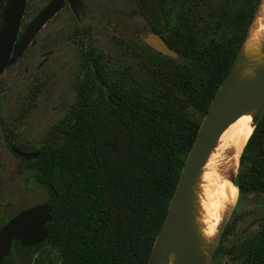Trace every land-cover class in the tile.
<instances>
[{
  "label": "trees",
  "instance_id": "obj_1",
  "mask_svg": "<svg viewBox=\"0 0 264 264\" xmlns=\"http://www.w3.org/2000/svg\"><path fill=\"white\" fill-rule=\"evenodd\" d=\"M259 2L249 8L246 1L228 24L227 34L218 40L209 26L198 25L199 18L189 12L185 17L188 41L160 37L169 49L175 46L176 59L163 57L142 44V53L163 57L171 65L158 66L147 86L123 72L105 70L90 30H82L88 37L82 53L85 75L75 86L77 102L70 120L57 131V141L31 152L38 154L37 159H20L22 169L34 172L35 184L52 194L48 205L53 219L45 226L44 243L58 247L61 264L148 263L201 125L187 120L182 112L194 107L204 118L236 60ZM93 94L98 95L95 110ZM252 121L254 130L239 166L258 129L264 134V116L261 122L257 115ZM16 148L30 153L22 146ZM260 170L264 171V162ZM64 174L69 177L58 194L54 183ZM235 185L239 194L246 192L239 176ZM250 187L264 193V181ZM231 221L226 222L221 236ZM260 227L239 247L247 264H264V221ZM43 244L22 248L13 242L10 255L1 264H13L15 258L28 264L30 252Z\"/></svg>",
  "mask_w": 264,
  "mask_h": 264
},
{
  "label": "rangeland",
  "instance_id": "obj_2",
  "mask_svg": "<svg viewBox=\"0 0 264 264\" xmlns=\"http://www.w3.org/2000/svg\"><path fill=\"white\" fill-rule=\"evenodd\" d=\"M246 1L251 8L256 0H210L208 5L204 0L64 3L25 53L0 76V228L21 211L48 204L51 198V192L35 184L34 172L22 169L20 158L7 145L22 146L31 153L58 140L57 131L69 122L77 102L75 86L84 76L82 53L87 48L88 37L82 30H90L94 47L103 55L105 70L123 72L147 86L153 82L158 66L170 68L171 65L163 57L142 53L146 35L154 33L165 40L185 38L188 41L190 30L185 17L191 12L199 18L198 25L207 29L209 26L218 40L227 34L228 24ZM49 2L26 0L19 36ZM7 5L8 0L0 2V29ZM116 29L132 36H124ZM174 49L175 46L171 50ZM97 98V94L92 95L93 110ZM182 114L190 121L203 120L201 112L194 107H188ZM263 162L264 134L258 129L235 176V180L238 176L241 178L246 192L238 195L228 219L232 220L228 231L218 238L205 264H247L239 247L260 231L259 224L264 220V193L250 187L264 181V171L260 170ZM68 177L64 174L55 181L56 193H62ZM13 264L21 263L15 258ZM28 264H61L58 247L44 243L38 251L30 252Z\"/></svg>",
  "mask_w": 264,
  "mask_h": 264
},
{
  "label": "water",
  "instance_id": "obj_3",
  "mask_svg": "<svg viewBox=\"0 0 264 264\" xmlns=\"http://www.w3.org/2000/svg\"><path fill=\"white\" fill-rule=\"evenodd\" d=\"M65 2L74 4V0H51L19 36L26 0H8L7 9L2 16L3 26L0 29V76L9 64L16 62L24 54L40 30L63 8ZM204 3L208 5L210 0H204ZM117 31L124 36H132L122 30ZM143 41L157 54L171 59L177 58V54L169 49L158 35L150 33ZM233 66L215 93L201 122L168 204L165 220L155 237L147 264H167L168 252L163 248L165 240L168 242L169 250L176 256L175 264H205V261L197 255L187 235L179 227V222L184 218L183 207L186 205L189 188L207 153L229 125L252 107H255L252 119L255 115L260 119L264 114V75L260 83L250 85L247 90L227 94L228 91L234 90ZM10 151L25 161L38 158L37 153L22 152L15 147ZM51 212L52 208L48 204L34 206L21 211L0 228V264L10 255L13 242H18L22 248H34L47 240L45 226L53 219Z\"/></svg>",
  "mask_w": 264,
  "mask_h": 264
},
{
  "label": "bare ground",
  "instance_id": "obj_4",
  "mask_svg": "<svg viewBox=\"0 0 264 264\" xmlns=\"http://www.w3.org/2000/svg\"><path fill=\"white\" fill-rule=\"evenodd\" d=\"M233 86L227 94L247 90L262 81L264 75V0H260L233 66ZM255 107L243 112L216 140L207 153L192 182L183 207L184 218L179 227L187 235L197 255L208 260L221 231L233 213L238 190L234 184L239 158L249 140ZM168 252L167 264H175L176 256Z\"/></svg>",
  "mask_w": 264,
  "mask_h": 264
},
{
  "label": "flooded vegetation",
  "instance_id": "obj_5",
  "mask_svg": "<svg viewBox=\"0 0 264 264\" xmlns=\"http://www.w3.org/2000/svg\"><path fill=\"white\" fill-rule=\"evenodd\" d=\"M77 1V5H80V0H76ZM66 3V2H65ZM205 4V3H204ZM88 30V29H87ZM147 36V35H146ZM144 40V39H143ZM144 42V41H143ZM145 45V44H144ZM146 46V45H145ZM25 53V52H24ZM104 69H105V67H104ZM93 74H95V73H93ZM84 75H85V73H84ZM95 76V78H96V80L98 81L99 79H98V77L96 76V75H94ZM84 77V76H83ZM83 79V78H82ZM8 146V145H7ZM12 147H14V146H10L9 147V151H10V149L12 148ZM16 148V147H15ZM11 152V151H10ZM23 152V151H22ZM264 220H262L261 222H260V224L263 222ZM260 224H259V227H260ZM260 230H261V227H260ZM226 233V232H225ZM224 235V234H223Z\"/></svg>",
  "mask_w": 264,
  "mask_h": 264
}]
</instances>
